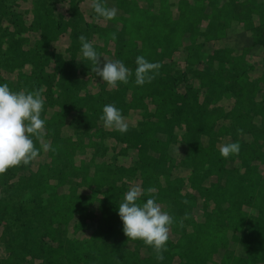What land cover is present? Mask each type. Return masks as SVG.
<instances>
[{"label":"trees","instance_id":"obj_1","mask_svg":"<svg viewBox=\"0 0 264 264\" xmlns=\"http://www.w3.org/2000/svg\"><path fill=\"white\" fill-rule=\"evenodd\" d=\"M143 1L139 6L136 0H103L106 7H116L118 14L104 22L96 41L91 42L103 58L120 60L133 71L128 84L118 82L110 88L97 76L101 81L91 92L93 87L75 76L91 67L83 60L77 31L70 35L68 58L57 62L56 79L40 66L36 71L34 89L43 83L48 89H58L54 97L44 98L41 113L50 145L48 165L40 167L30 197L32 205H0V221L5 222L2 215L12 212L18 224L17 232L5 241L8 264L26 262L19 258L21 254L29 256L27 264H264V152L256 148L257 133L252 132V125L247 128L252 141L240 143V153L233 158H223L215 146L216 138L229 131L218 121L231 117V130L244 129L250 123L241 113L232 117L213 106L234 98L248 113L254 108L247 96L252 85L236 72L237 58L228 49L214 50L206 57L201 54L203 42L221 39L229 23L235 21L250 32L251 43L262 48L264 59V3L225 0L218 7V0H157L155 5L154 0ZM30 2L28 29L39 33L40 45L47 46L67 24L55 20L49 0ZM69 2L74 10V1ZM93 16L96 18L95 13ZM13 22L25 30L21 21ZM179 48L184 49L182 59L187 66L181 73L175 59ZM137 56L162 65L160 74L143 86L135 84ZM18 57L22 64L30 61L27 52ZM198 59L205 60V69L198 68L200 62L195 65ZM188 74L194 89H181ZM107 104L115 105L123 116L133 112L139 117L138 124L128 125L126 133L107 131V137L124 145L120 153H133L129 165L114 167L94 160L75 164L74 153L85 143L79 137H64L58 130L71 116L78 119L73 126L76 134L90 141L88 132L103 124L99 117ZM256 112L264 117L261 106ZM100 127H95L94 136H100ZM260 130L264 134V127ZM100 137L102 143V134ZM203 138L208 145L202 144ZM33 140L38 143L35 137ZM177 141L187 145L183 165L190 171L189 192L179 190V180H170L171 167L166 166L170 159L165 150ZM51 165L58 168L54 184L46 175ZM4 174H0L1 182ZM122 178H133L145 192L155 187L152 196L157 203L169 200L165 211L175 222L163 261L155 259L151 247L124 235L118 211L130 184ZM79 185L88 193L79 194ZM148 198L142 195L138 202ZM198 205L201 215L196 221L192 214ZM185 214L187 219H183Z\"/></svg>","mask_w":264,"mask_h":264},{"label":"rangeland","instance_id":"obj_2","mask_svg":"<svg viewBox=\"0 0 264 264\" xmlns=\"http://www.w3.org/2000/svg\"><path fill=\"white\" fill-rule=\"evenodd\" d=\"M30 1L31 0H0V84H7L10 90L16 92L21 89H26L28 91L39 90L32 87L34 84L33 77L36 75L39 66L43 68L47 75L53 76L56 79L58 74H56L55 71L57 69L58 60H66L70 54L71 33L77 31L80 35H84L89 39V42H95L97 31L105 22L102 18L99 20L94 18V11L90 7V0H73L75 6L74 10L70 8L72 4L69 0H49L50 2L47 4L49 6L52 5L55 20L61 22L63 25L67 24V26L64 31L59 33L47 46H42L40 45V34L32 33L28 29V25L32 18ZM136 1L139 6L144 5L143 0ZM224 2L225 0H218L217 6L220 7ZM255 2L264 3V0H255ZM156 3L157 0H154L153 4L155 5ZM61 4L67 8H61ZM171 10L173 14L176 13L174 7H172ZM13 20L21 21L25 30H19ZM241 25L242 23L231 21L228 28L224 30V37L203 42L202 45L203 49L201 50V54L204 57L214 50L221 48L228 49L232 55L237 58L235 62V67H238L236 72L243 75L244 79L252 85L247 96H249L254 108L248 113L247 111L245 113V110L240 107L241 105L237 106L235 104L234 98H230L229 100L222 99L213 106V108H221L224 113H231L232 117L241 113L240 115H245V120L250 123L248 127L242 128V134H238L237 127L233 128V130L230 129L231 117L230 119L218 121V124H221L222 127H226L229 131L216 138L215 146L219 150L220 146L226 143L239 142L240 144L242 142H251L252 136L248 133L249 131L247 128L249 129L252 125V132L257 133L256 148L264 152V134H261L260 130L264 127V117H261L260 114L256 112L259 106L264 109L263 51L259 45L251 43L250 32L244 30ZM183 51V48H179L178 53L175 54L179 73L185 72L187 69L182 59L184 55ZM21 52H27V56L29 57L27 59H30L28 63L22 64L21 57H18V54ZM79 57L77 55L75 60L76 63L79 62ZM101 60H103V58H101ZM198 62H200L198 68H206L205 60L198 59L195 65H197L196 63ZM75 76L83 79L87 85L92 86L91 92L97 90L96 85L101 81V79L97 78V76L91 72V69H85L84 71L79 70L75 73ZM44 84L45 83L40 87V89H43V98H48L49 95L54 97L58 89L54 87L48 89ZM194 86V81L191 75L188 74L187 79L181 82L180 88L194 89ZM252 90L254 91L253 95H251ZM232 109H234L233 113L231 112ZM49 113H51V111H49ZM124 117L128 125L136 126L138 124L139 117L135 113L129 112ZM76 120L78 121V119L72 118L71 116L66 117L65 126L58 130L60 135L64 137L71 136L73 139L79 137L85 143L83 148L74 153L73 162L75 164L82 161L83 164L87 165L90 160H94L95 163L104 162L114 167H127L129 165L133 153L131 151L124 154L120 153L124 145H119L111 140V138L107 137V131L110 129L105 128L103 124H96L94 130L88 132V134H90V141H88V137L80 135L79 132V134H76L77 130L73 128ZM98 126H101L102 143L100 142L101 134L100 136L98 134H96V136L93 135L95 127ZM43 142L49 143V139L45 134L43 136ZM201 142L205 146L208 145V140L206 138L201 139ZM35 147L39 150L40 154L34 161L29 165L21 164L18 167L10 168L8 170L9 172H5L4 174L5 181L3 182L2 180L3 183L0 178V205L4 202L14 207L25 204L32 205L30 197L35 190L34 185L38 181L40 167L48 165L46 151L41 147V141L38 140ZM165 153L170 159V161L166 163V166L171 167L170 180H179V190L182 192L187 190L189 192L188 176L190 171L183 165V159L187 153V145L178 141L171 143L166 148ZM232 156L233 155H230V157ZM57 170L58 168L53 165L46 169V175L51 184H54L58 180L55 178ZM122 179L129 184L134 182L133 178ZM77 192L79 194H85L88 193V190L84 186L79 185ZM159 203L162 205L163 210L168 209L170 206L169 200H164ZM8 215L9 214L2 215V217L6 219L5 222L0 221V264H8L6 260L7 252L4 250L6 246L5 241L18 230V224L15 218L16 215L12 212H10L9 216ZM200 215L201 208L200 205H198L192 216L194 220L198 221ZM68 231L70 232L71 229L69 228ZM176 237H172L173 241H175ZM18 252L16 251L17 254H19ZM19 258L26 260V262L22 264H27V261L30 260L29 256L26 254H21Z\"/></svg>","mask_w":264,"mask_h":264},{"label":"clouds","instance_id":"obj_3","mask_svg":"<svg viewBox=\"0 0 264 264\" xmlns=\"http://www.w3.org/2000/svg\"><path fill=\"white\" fill-rule=\"evenodd\" d=\"M90 7L98 20L102 18L104 21H111L118 14L116 7H106L103 0H90ZM61 8L67 7L61 4ZM112 39H116L115 34H112ZM78 40L83 60L91 63L92 73L102 78L110 88L117 87L118 82L129 83L133 71L122 61L103 58L84 35H79ZM135 63L137 67L134 77L138 86L151 83L160 74L162 65L159 62H149L144 56H137ZM42 92L43 89L34 91L21 89L16 92L10 90L7 84H0V174L21 164L29 165L39 156L40 152L35 147L33 137L41 141L44 151L49 150L50 145L43 142L45 120L41 118L44 107ZM99 119L105 128L115 129L122 134L128 130L121 110L113 104L103 107V114ZM237 131L238 134L243 132L242 129ZM219 150L221 156L227 159L230 155H239L241 146L239 142L226 143L221 145ZM155 192V187H148L145 192L141 186L131 182L124 194L123 202L119 205L118 215L128 240L142 241L145 246L153 249L156 260L163 261L170 228L175 219L156 202L152 196ZM142 195H148L149 198L146 202L140 203L138 201ZM187 218L188 215L185 214L183 219ZM179 225L183 227V220Z\"/></svg>","mask_w":264,"mask_h":264}]
</instances>
